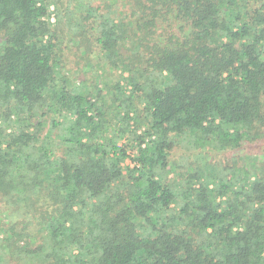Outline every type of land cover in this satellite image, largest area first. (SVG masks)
<instances>
[{
  "label": "trees",
  "instance_id": "1",
  "mask_svg": "<svg viewBox=\"0 0 264 264\" xmlns=\"http://www.w3.org/2000/svg\"><path fill=\"white\" fill-rule=\"evenodd\" d=\"M0 264H264V0H0Z\"/></svg>",
  "mask_w": 264,
  "mask_h": 264
},
{
  "label": "rangeland",
  "instance_id": "2",
  "mask_svg": "<svg viewBox=\"0 0 264 264\" xmlns=\"http://www.w3.org/2000/svg\"><path fill=\"white\" fill-rule=\"evenodd\" d=\"M53 9H54L53 6H51V7H50V10L53 11ZM49 16H50V15H49ZM53 16H54V15L52 14V17H50V19H52ZM50 19H49V20H50ZM50 22H51L52 24L55 23V18H53V21L50 20ZM73 75H74V77H77V76H78V74H77L76 72H74ZM254 156H255V154L250 155V156H249V159H254ZM122 165H123L124 168H127V167H130V168H131V167H133V163H131V161L128 160V159L125 160V161L123 162Z\"/></svg>",
  "mask_w": 264,
  "mask_h": 264
},
{
  "label": "built area",
  "instance_id": "3",
  "mask_svg": "<svg viewBox=\"0 0 264 264\" xmlns=\"http://www.w3.org/2000/svg\"><path fill=\"white\" fill-rule=\"evenodd\" d=\"M51 21H53V18L52 19H50Z\"/></svg>",
  "mask_w": 264,
  "mask_h": 264
}]
</instances>
